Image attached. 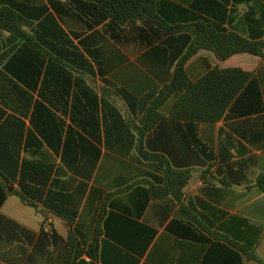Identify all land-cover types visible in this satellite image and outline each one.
Masks as SVG:
<instances>
[{
    "label": "crops",
    "instance_id": "crops-1",
    "mask_svg": "<svg viewBox=\"0 0 264 264\" xmlns=\"http://www.w3.org/2000/svg\"><path fill=\"white\" fill-rule=\"evenodd\" d=\"M157 13L165 27L91 0H0V264L89 262L94 244L97 264H178V242L186 264H258L248 245L264 260V54L198 50L192 82L252 75L225 116L169 119L178 92L142 141L139 128L197 26L264 42V0H158ZM178 171L181 199L155 198Z\"/></svg>",
    "mask_w": 264,
    "mask_h": 264
},
{
    "label": "trees",
    "instance_id": "trees-1",
    "mask_svg": "<svg viewBox=\"0 0 264 264\" xmlns=\"http://www.w3.org/2000/svg\"><path fill=\"white\" fill-rule=\"evenodd\" d=\"M98 3L120 24L136 19H147L156 24H162L157 13L158 0H91ZM163 27L166 25L162 24ZM184 27H174L180 31ZM197 47L189 52L177 64L172 81L167 84L148 108L145 120L140 128L143 134L154 128L164 119L161 110L163 106L176 94L181 96L174 102L169 113V119L191 123H215L226 114L229 106L237 98L252 75L240 69L219 70L213 69L198 82H192L186 72L185 63L198 50L205 49L213 52L220 61H225L237 54H250L262 56L264 42H252L234 33H226L220 27L199 24L194 30ZM145 158L148 157L143 153ZM156 158H159L156 157ZM191 175L188 171H178L174 178L164 186L152 187L153 196L157 199L174 196L177 200L182 197V190L188 185ZM256 186L264 193V174L259 175ZM20 196V195H19ZM21 197V196H20ZM24 201V199L21 197ZM181 250L178 264H186V244L178 242ZM238 246V245H237ZM247 261L264 264L253 245L239 246ZM98 247L92 245L88 251L90 261H80L77 264H97ZM201 257L197 254L193 264Z\"/></svg>",
    "mask_w": 264,
    "mask_h": 264
}]
</instances>
